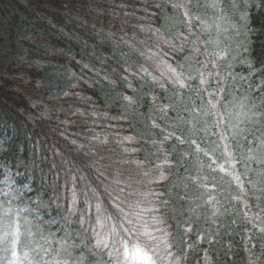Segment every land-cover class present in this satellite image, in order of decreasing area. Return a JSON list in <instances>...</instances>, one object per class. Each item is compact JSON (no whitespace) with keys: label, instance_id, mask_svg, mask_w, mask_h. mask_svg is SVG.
<instances>
[{"label":"snow or ice","instance_id":"snow-or-ice-1","mask_svg":"<svg viewBox=\"0 0 264 264\" xmlns=\"http://www.w3.org/2000/svg\"><path fill=\"white\" fill-rule=\"evenodd\" d=\"M154 2L161 11L171 9L166 16L171 27L142 26L151 41L121 37L130 50L121 55H136L142 62L133 75L168 100L157 104L159 97H152L164 125L153 119V127H161L162 133L159 141H151L159 144L157 153L172 140L177 142L174 148L183 150L174 161L164 152L162 160L129 158L113 166L96 158L89 144L87 165L62 160L69 166L61 168L53 161L47 179L41 170V182L52 192L47 199L27 174L31 165L34 175L35 159L29 161L25 154L19 167L15 161L0 164V264H186L188 250L196 249L190 243L185 249L184 240L177 247L168 210L174 196L192 199L190 186L202 190L195 197L203 201L200 207L219 203L220 193L228 196L229 205L235 201L236 213L251 225L249 264L264 257V98L258 104L248 90L240 91L237 84L246 77L233 71L240 63L251 74L247 21L253 11L264 10V0ZM235 15L239 25L231 23ZM222 25L227 27L222 30ZM3 29L0 22V46L10 39L11 30L5 34ZM105 38L113 41L114 34ZM124 99L131 102L128 96ZM16 136L17 129L0 119V148L11 149ZM92 139L107 143L99 136ZM134 139L127 136L118 143ZM71 143L76 147L69 152L85 147ZM141 150L125 148L124 153L131 157ZM51 151L62 155L57 148ZM172 169L184 172L180 192L175 185L163 188ZM190 232L191 227L184 229ZM207 237L198 234L197 241L211 244Z\"/></svg>","mask_w":264,"mask_h":264},{"label":"trees","instance_id":"trees-1","mask_svg":"<svg viewBox=\"0 0 264 264\" xmlns=\"http://www.w3.org/2000/svg\"><path fill=\"white\" fill-rule=\"evenodd\" d=\"M101 1L102 0H0V9L3 10V13H0V19L10 13L6 20V24L11 22L13 25L14 22L18 20V14L26 15V17L21 20H29L32 17L35 18L36 21L34 23L40 26L33 36L36 38H44L46 45L50 47H52L51 45L53 44H56V46L59 45L57 34L63 36V34L68 32L71 37L69 44L73 47L68 45L69 47L65 53L66 56H68V51H72L76 56L69 57L71 68L76 69L78 66L75 64V58H82L88 64L100 63L102 64L101 66L105 74L110 77L111 85L119 86L121 89V86L125 87V84L129 82L132 84V77L125 69L136 67L141 61L136 55H121V51L127 52L128 48L120 43V38H128V34L130 33V36H132L130 39L135 38L137 41H142V39L148 40V36L145 37L143 35L139 24L133 27L134 24H132L133 21L131 22V19L122 22L121 18H127L125 11L130 7L127 6L126 8H122L121 6L129 4L128 2L119 3L116 10H111L108 7L101 8L99 5ZM132 2L134 3L133 5H135L134 7L138 8L144 1L133 0ZM225 3H229V1L225 0ZM4 8H6L5 11ZM12 10L13 12H11ZM16 10L20 12L17 14ZM247 22L253 27L254 33H256V36L251 39L249 45L251 53L250 62L252 64L251 72L255 78L260 79L264 88V10L259 12L253 11ZM32 25L33 27L35 26L34 24ZM8 30H11L10 38L13 37V29ZM8 30L6 34H9ZM110 30H112L114 34L113 41L105 38ZM99 38L102 43H99ZM53 49L56 50V48ZM246 69L247 68H245V72L248 73L249 70ZM24 71L28 72L30 75H36L34 69H25ZM4 72L5 71H2L0 66V119L8 125L15 127L17 129V136L11 145V149L8 147L0 149V158L9 163L13 161L17 163L19 160L23 162L25 154L27 160L31 161L35 159L36 168L34 175L31 165H29L27 169L28 176L32 178L33 188L37 192L46 193L45 196L47 197L49 195L51 196L52 192L47 188L46 184L41 182V170H43L44 178L47 179L53 161L61 168H67L69 166L67 163H61L62 160L72 161L74 164L78 165L83 162V165H87L89 156L86 154L89 153L88 145L91 143L85 141L78 144L76 142L77 145L85 146L83 150L79 152H69L68 149H75L76 147L70 142L72 141V137L69 135L70 131L65 132L59 125L55 126L54 119L48 116H37V119H33V121L29 120L26 116L30 107L28 100H32L33 97L38 99L36 96L38 95L36 86L33 82H25L21 78L5 74ZM125 76H127V80L124 79ZM258 82L259 81H256L255 83L257 84ZM252 88L253 87H251V89ZM26 90H28L29 93H25ZM92 94L95 95L96 91L93 90ZM139 103L147 106V98L141 99ZM156 135L158 137L156 141H159L162 138V133L160 132ZM150 141L151 140L145 141L143 149L148 152L147 154L150 156V160L153 161L157 158L160 159V156L164 155V152L170 153V157L174 161L178 158L179 152L183 150L180 147L174 148V143L168 141L164 144L165 148L157 153L159 144L152 146ZM91 145L94 147L96 158L101 159L104 164H112L115 166L121 160L130 158L124 153L122 147L120 145L117 146L115 143L107 142L103 145H98V143ZM135 147L138 148L139 145H135ZM53 148L59 149L62 155L53 156L51 151ZM77 157L79 159H77ZM131 159L139 158L135 157ZM25 171L24 169V172ZM133 171H135V169H133ZM83 174L86 176L90 175L86 167L83 170ZM181 180L182 179H179L177 182L174 178L164 185V189L166 190L169 185L175 184L176 187L179 188L176 189V191H182L180 187ZM190 189L191 191L194 189L197 191L195 187L190 186ZM173 200L177 202L176 205H179L182 211L186 210L192 212L193 209L198 208V202H192V199L186 202V205H180V201H178L175 196ZM232 203L236 205L235 201ZM233 214L236 223H231ZM169 217L170 220H173L172 214L169 213ZM173 224L174 221L171 225ZM214 224V220L210 215H204V223L201 226H209L210 232H215L218 239L215 237V244L212 248L198 246V252L200 253L188 250L186 264H204V254H207V257L210 259V261L208 260V264H249V253L246 251V248L248 247L247 238L251 226L244 222L242 215L236 213V211L231 212L229 215H225L221 220V227L217 231L214 228ZM227 237L240 243V247L235 253L230 251L232 244L231 246H224ZM194 241V235L187 236L184 248L187 249V245ZM195 245L197 244L195 243ZM259 264H264L262 258Z\"/></svg>","mask_w":264,"mask_h":264},{"label":"rangeland","instance_id":"rangeland-1","mask_svg":"<svg viewBox=\"0 0 264 264\" xmlns=\"http://www.w3.org/2000/svg\"><path fill=\"white\" fill-rule=\"evenodd\" d=\"M125 1L129 3L127 6L130 8L125 11L127 18H121L122 22L131 19V22L133 21L132 24H134L133 27L138 26V24L142 27L151 23L154 28H161L162 31H167L171 27L172 22L166 18L167 15L171 14V9L161 11L159 8L155 7L154 0H142L144 2L138 8L134 7L133 0ZM227 1L230 2V0ZM117 3V0H102V3L99 2V5L101 8L108 7L111 10H116L118 8ZM126 7L123 6V8ZM5 9L6 8H4V11ZM146 9L147 12L145 11ZM11 12H13V10ZM16 12L18 14L20 11L16 10ZM0 13H3V10L0 9ZM9 15L10 13L0 19V22L4 24L3 31L5 34L8 29H13V37L6 40L3 46H0V66L2 71H5V74L21 78L25 82H33L36 86L38 95H35L38 97V100L33 97V99L29 101L31 107V112L29 115L27 114L29 120L33 121V117L36 115L54 113L59 117L57 118V125H62L61 122H64L68 127L75 128L77 133L85 137V139H92L93 136L102 135L104 137L114 136L118 143V141L122 140L124 137H135L131 142L124 141V143L121 144L124 148L134 147L136 144L141 147L142 143L139 142L141 140H158L156 134L161 132V127L164 125L160 118L159 109L154 105L152 97L153 95L159 97L157 104H167L168 100L166 96L161 95L157 87L133 75V73L139 71L137 66V68L133 67L134 69H127L129 75L132 77V86L129 87V83L125 84V87L121 86V89L124 87V90H121L119 86H110L111 82L100 63L88 65L82 58H75L78 68L69 71L67 65L70 61L69 57H74L73 52H70V54L66 56V53L58 48L56 44L51 45L56 48V50H50H53L55 54L49 52L48 47L43 44L44 42L41 38L32 36L35 33L34 29L39 28L37 26L33 27V19L21 20L26 17V15L18 14V20H16L13 25L11 22L6 24ZM231 23L240 24L238 15L232 17ZM223 27H227V25H222V30ZM109 33H112V30H110ZM130 35L129 33V39L132 37ZM143 35L145 37L148 36L149 41L153 39L149 33L143 32ZM250 37H253V33L248 31L249 45ZM224 38L229 39L227 33H225ZM143 40L144 39H142V41ZM128 51L130 50L128 49L127 52ZM55 55L65 58V62L59 63L49 59V56L55 57ZM244 65L245 64L236 63L233 67L235 73L246 77L242 84H237V87L240 91H245L246 86L250 88L253 85L252 91L249 89L247 90L259 104L261 99L264 98L262 84L260 81L255 84L250 72H245ZM31 68H34L36 75H29L24 71L25 69ZM78 81H84L89 86L95 87L98 91V96H92L89 93H83L77 90L72 91ZM25 93H29V91L26 90ZM125 96L130 97L131 102L125 100ZM141 97L142 100L147 98L148 105L145 113L141 110V105L137 103ZM151 107L155 108V113H152ZM133 108L140 109V111H135L137 112L135 118H131ZM148 117L151 118V120H149ZM153 119H155V123L159 124L161 127H153ZM62 126L65 127V125ZM151 141L150 144L153 145ZM209 187H211V185H209ZM199 191L202 190H198L196 195L199 194ZM213 193L216 194L215 189H213ZM224 195L226 194L220 193L217 195V199L220 201L219 203L206 204L203 207L199 206L203 204V201H197L191 195L194 202H198V208L194 209L190 216L176 217L172 225V232L178 248L180 247L181 240H187L188 234L184 233V229L191 227V231L196 233L198 228L204 223V215L209 216L213 206L216 215L221 217L230 212H235L236 205H229L228 198L226 200ZM171 211L174 213L175 209ZM194 252L199 253L196 250H194ZM259 252L260 249L257 251L258 255Z\"/></svg>","mask_w":264,"mask_h":264}]
</instances>
